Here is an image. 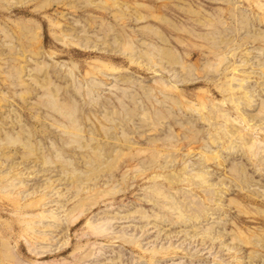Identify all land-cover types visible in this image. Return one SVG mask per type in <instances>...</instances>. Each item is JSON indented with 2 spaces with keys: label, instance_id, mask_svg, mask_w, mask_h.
<instances>
[{
  "label": "rangeland",
  "instance_id": "1",
  "mask_svg": "<svg viewBox=\"0 0 264 264\" xmlns=\"http://www.w3.org/2000/svg\"><path fill=\"white\" fill-rule=\"evenodd\" d=\"M0 264H264V0H0Z\"/></svg>",
  "mask_w": 264,
  "mask_h": 264
}]
</instances>
